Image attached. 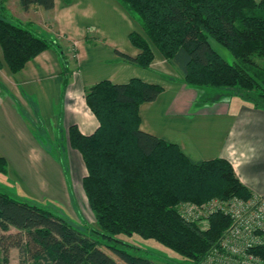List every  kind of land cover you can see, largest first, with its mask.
<instances>
[{"label": "trees", "instance_id": "16d2710c", "mask_svg": "<svg viewBox=\"0 0 264 264\" xmlns=\"http://www.w3.org/2000/svg\"><path fill=\"white\" fill-rule=\"evenodd\" d=\"M117 1L143 31L129 37L141 51L136 58L117 52L125 62L149 70L156 49L185 84L226 91L264 111V0ZM20 2L24 10L55 7V0ZM217 45L236 61L228 63ZM0 47V68L6 65L12 74L48 49L63 57L55 40L3 14ZM163 91L140 79L123 85L102 81L86 91L100 126L89 136L73 126L69 139L88 170L83 189L98 228L60 212L55 203H40L0 184V250L6 262L17 249L19 264H158L138 256L140 249L121 236L158 243L185 264L205 261L231 221L215 214L202 231L181 217L179 205L247 200L253 193L227 160H193L179 145L141 130V106ZM0 172L7 174L2 158ZM254 253L264 258V248Z\"/></svg>", "mask_w": 264, "mask_h": 264}, {"label": "crops", "instance_id": "0c3cea01", "mask_svg": "<svg viewBox=\"0 0 264 264\" xmlns=\"http://www.w3.org/2000/svg\"><path fill=\"white\" fill-rule=\"evenodd\" d=\"M2 14L55 40L65 60L48 49L17 74L0 68V158L7 163L1 185L57 205L88 203V172L69 130L89 136L100 126L86 103L88 89L140 79L164 89L141 106L142 131L179 145L193 160H227L253 195L264 196V111L226 91L171 80L180 79L176 68L156 49L151 70L125 62L117 52L136 58L141 51L129 37L143 31L117 0H55L52 10L0 0ZM47 143L62 144L59 158Z\"/></svg>", "mask_w": 264, "mask_h": 264}, {"label": "built area", "instance_id": "2783aa9c", "mask_svg": "<svg viewBox=\"0 0 264 264\" xmlns=\"http://www.w3.org/2000/svg\"><path fill=\"white\" fill-rule=\"evenodd\" d=\"M179 214L202 231L210 228V219L215 214H222L231 221L218 246L202 264H264V258L254 253L255 249L264 248V196L254 195L247 200L216 199L203 205L182 203Z\"/></svg>", "mask_w": 264, "mask_h": 264}, {"label": "rangeland", "instance_id": "374dc122", "mask_svg": "<svg viewBox=\"0 0 264 264\" xmlns=\"http://www.w3.org/2000/svg\"><path fill=\"white\" fill-rule=\"evenodd\" d=\"M256 1L259 2L260 0H256ZM134 32H136V31H134ZM216 51L228 63L232 64L233 62L236 61L233 58V56L224 47H222L220 45H217L216 46ZM260 65H263V64L260 63ZM149 70H151V67H150ZM178 75L180 77L179 80H177V79L176 80L175 79H171V80L184 83V82H182L181 74L176 69L173 76H175V77L177 76L178 77ZM188 86H190V85H188ZM42 129L40 128L38 130H40L42 132ZM44 134H45V132H44ZM43 146L44 147L47 146L48 148H51V150H53V152L55 153V156L57 158L60 157L61 153L59 152V150L62 148V144L61 143H60V145L59 144L58 145H55V144L50 145V144L47 143L45 145L43 144ZM62 156H64V155H62ZM81 156H82V154H81ZM82 159H83V156H82ZM66 160L67 159H64V163L65 164L68 162ZM84 164H85V162H84ZM85 167H86V165H85ZM87 172H88V170H87ZM12 191L13 192H17L16 190H12ZM84 194H85V191H84ZM74 197H75V195H74ZM85 198L87 199L86 194H85ZM74 200H75L74 201L75 203H73V202L72 203H66L67 207L64 206L65 204L63 205V203H62V205H58V208L60 209V212L63 211V212H65V214H68L70 217L74 218L77 221H85L86 223L90 224L91 226H93L95 228H98L95 214L90 209L89 204L86 203V202H84V203L83 202H81V203L79 202L78 203L77 199H74ZM36 201H38L40 203H52L51 201H49V202L46 201V199H44L42 201H39V200H36ZM185 203H188V202H185ZM210 227H211V223H210ZM15 231H16L15 229H12V232H15ZM120 238L122 240H124V241H126L128 243H131L134 246L138 247L140 249V251L137 252L138 256L149 258V259L157 262L158 264H185V261L180 256H178L176 253L164 248L162 245H160L158 243H155L153 241L143 240L142 238H139L138 236H134L133 238H128V237L121 236ZM4 259H5V256L2 253V251L0 250V264H19V252H18V250L17 249H12L10 251L9 256H8V262H6Z\"/></svg>", "mask_w": 264, "mask_h": 264}]
</instances>
